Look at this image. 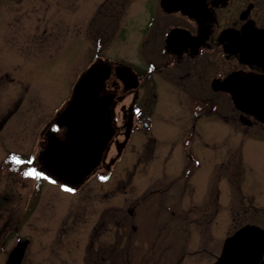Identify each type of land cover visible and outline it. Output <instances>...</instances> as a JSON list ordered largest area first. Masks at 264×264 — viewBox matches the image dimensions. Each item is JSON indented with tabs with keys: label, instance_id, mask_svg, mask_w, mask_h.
<instances>
[{
	"label": "rangeland",
	"instance_id": "obj_1",
	"mask_svg": "<svg viewBox=\"0 0 264 264\" xmlns=\"http://www.w3.org/2000/svg\"><path fill=\"white\" fill-rule=\"evenodd\" d=\"M255 1L259 5L261 0ZM246 2L231 0L230 5ZM141 3L0 0V119L17 109L2 129L16 132L17 120L20 124L21 117L32 120L29 138L22 139L23 143V130L13 140L2 135L0 156L8 150L24 155L30 151L31 137L39 128L36 112L43 107L49 123L57 121L76 81L97 55L121 60L131 56V46L120 52V39L111 48L107 44L112 24L116 27L122 15H127L128 29L141 27L146 19ZM220 16L224 21L228 14ZM253 16L257 25H264V11L257 7ZM129 40L135 44V38ZM136 48L132 55L141 59L146 51ZM158 102L160 117L147 132L155 140L153 152L146 147V140L152 144L153 139L135 132L119 154L113 145L109 150L104 145L101 160L75 185L45 173L41 184L34 182L22 174L30 171L24 164L13 173L15 183L0 178V216L6 227L1 232L9 229V223L16 228L13 236L5 241L0 238V264H5V252L9 254L22 240L27 244L20 264H210L229 234L264 217V142L246 141L240 146L236 132L242 124L232 104L210 101L212 107L218 103L216 111L204 104L207 116L193 121V116L185 119L184 110L172 98L162 96ZM216 113L225 115L223 120L217 122ZM192 121L207 146L183 131ZM246 130L264 141V129ZM185 138L188 145L183 144ZM233 146L242 156L238 160V152L232 155L243 169L240 189L246 192L242 193L235 191L236 174L220 180L217 175L220 158ZM182 150L200 162L190 169L187 181L180 177L188 163ZM224 157L223 162L228 153ZM230 199L234 202L229 203ZM9 207L13 208L8 211Z\"/></svg>",
	"mask_w": 264,
	"mask_h": 264
},
{
	"label": "flooded vegetation",
	"instance_id": "obj_2",
	"mask_svg": "<svg viewBox=\"0 0 264 264\" xmlns=\"http://www.w3.org/2000/svg\"><path fill=\"white\" fill-rule=\"evenodd\" d=\"M230 1L192 0L188 11L184 13L180 10L164 11L160 6V0H142L140 8L146 15V19L140 28L128 29L125 24L126 14L122 15L116 27L112 24L114 33L111 31L107 46L111 48L115 39H120L122 48L120 52H125L126 47L131 46V56L121 60L97 55L87 67L103 66L106 69V74L98 88V95L107 102L106 113L110 135L106 150L113 145L116 154H119L135 132H141L146 139H153V136L147 132L153 129L155 120L160 117L158 101L162 96L175 100L184 110L185 119H192L191 116H193L195 117L193 121L200 116H207L202 111L204 109L202 105H209V110L215 112L218 103L212 107L213 102L209 103L210 101L228 100L233 106L232 110L236 111L237 120L242 124V129L236 132L239 135L240 146L246 141L264 142L249 135L253 130L249 132L246 130L252 127L257 128V131L264 129V121L259 119L261 111L264 112V105L262 109H259L255 104L259 102L257 99L264 101V25H257L253 16L257 7L261 12L264 11V0H261L259 5L255 0H247L241 6L236 4V7L231 6ZM118 4L122 5L121 2ZM222 13L228 14L224 21L220 16ZM129 37L135 38L134 45L131 44ZM96 39L99 40V38ZM95 46L100 48L97 43ZM135 46L138 51L144 49L146 51L144 56L141 55V59L132 55ZM125 100L127 102H124ZM118 103L121 104L116 107ZM190 105H195V108H191ZM15 109L16 112L17 109ZM39 110L36 112L39 128L31 137L30 151L24 155L15 150H8L0 156V178H7L8 182L15 183L13 173L17 170V166L23 164L30 171L35 169L36 172L41 173V175L29 176L34 182L42 181L44 173L48 175L47 167L44 165L46 145L50 138H59L60 133L63 135L65 127L59 125L58 121L50 124L45 109L41 107ZM12 111L10 110L0 119V139L2 140V135L5 134L7 138L12 137L11 140H13V135L17 133L20 136L23 130L20 140L23 143L22 139L29 138L28 132L32 130V120L30 117H21V124L19 120L15 122L16 125L18 123L16 132L4 130L3 125H6L9 117L14 114ZM213 117L218 122L223 120L222 117L225 115L216 113ZM193 121L183 131H186L188 137L198 138L207 146L208 142L200 137L196 123ZM119 139H121L120 142ZM154 142L153 139L152 144H149L146 140L148 151L153 152ZM183 144L188 145L187 138L183 140ZM233 148L234 146L230 147L231 151H226L220 158L218 167L221 172L217 175L220 180L221 178L230 179L236 174L239 185L235 191L242 193V191L246 192L240 189L243 169L240 171L232 155L235 157L238 152V160L242 156ZM226 153H228V160L223 162ZM181 154L188 163L182 167L180 177L182 181H187L191 173L190 169L197 167L200 162L197 156L190 152L182 150ZM26 172L22 171V174ZM14 189L9 190L11 194H15ZM10 198L9 206L13 202L11 195ZM231 201L233 199H230L229 203ZM10 208L13 207H9L8 211ZM168 209L169 207L165 206V210ZM246 224L254 225L264 231L263 216L259 220L255 218L251 223ZM4 226L0 216L2 241L13 236L16 230L15 224L9 223V229L1 232L6 228ZM221 249L222 245L210 264L221 253ZM1 250L0 246V255ZM7 256L8 251L5 252L3 259L6 260ZM263 260L264 251L253 264H261Z\"/></svg>",
	"mask_w": 264,
	"mask_h": 264
},
{
	"label": "water",
	"instance_id": "obj_3",
	"mask_svg": "<svg viewBox=\"0 0 264 264\" xmlns=\"http://www.w3.org/2000/svg\"><path fill=\"white\" fill-rule=\"evenodd\" d=\"M191 4L192 0H160L161 8L166 12L180 10L186 13ZM105 74L104 67L92 66L78 78L58 116L60 124L69 122L70 126L66 125L62 139L50 138L46 145L44 164L51 175L63 182L74 184L89 173L98 163L109 138L107 102L98 95ZM255 104L262 109L264 101ZM259 117L264 121L263 111ZM26 244L27 240L18 241L5 264H18ZM263 251L264 231L245 224L224 239L221 253L212 264H253Z\"/></svg>",
	"mask_w": 264,
	"mask_h": 264
},
{
	"label": "snow or ice",
	"instance_id": "obj_4",
	"mask_svg": "<svg viewBox=\"0 0 264 264\" xmlns=\"http://www.w3.org/2000/svg\"><path fill=\"white\" fill-rule=\"evenodd\" d=\"M19 163V161H17ZM25 176H33V175H41V173L36 172L35 169L28 171L26 173H24ZM69 191H71V189H68Z\"/></svg>",
	"mask_w": 264,
	"mask_h": 264
},
{
	"label": "bare ground",
	"instance_id": "obj_5",
	"mask_svg": "<svg viewBox=\"0 0 264 264\" xmlns=\"http://www.w3.org/2000/svg\"><path fill=\"white\" fill-rule=\"evenodd\" d=\"M103 67V66H102ZM261 99H257V101H260ZM66 125L70 126L69 122H65ZM63 125V124H62ZM66 125H64V127L66 128Z\"/></svg>",
	"mask_w": 264,
	"mask_h": 264
}]
</instances>
